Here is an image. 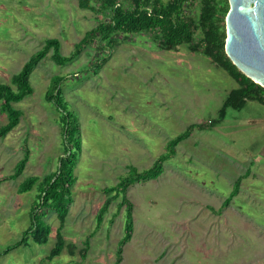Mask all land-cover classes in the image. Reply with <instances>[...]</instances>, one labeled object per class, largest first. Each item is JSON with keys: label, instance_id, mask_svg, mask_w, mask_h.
I'll list each match as a JSON object with an SVG mask.
<instances>
[{"label": "rangeland", "instance_id": "1", "mask_svg": "<svg viewBox=\"0 0 264 264\" xmlns=\"http://www.w3.org/2000/svg\"><path fill=\"white\" fill-rule=\"evenodd\" d=\"M198 13L199 0L192 10L193 16ZM100 20L105 18L80 8L78 0H0V84H11L48 39L59 40L61 54L70 56ZM200 38L198 31L196 42ZM97 45L63 65L53 61L50 50L31 75L33 94L13 104L23 115L0 139V264H117L125 207H119L120 198L112 202L97 229L107 197L103 190L116 186L129 166L150 169L189 126L211 121L178 145L158 179L129 187L134 232L120 264H264V105L249 101L242 110L229 108L218 121L238 85L201 49L182 45L163 51L152 34H121L114 53L96 70L106 54H98ZM54 77L77 118L82 151L63 229L76 251L72 256L66 248L50 261L59 226L52 210L44 219L51 227L47 243L30 239L7 250L31 226L37 201V188L20 194V184L56 172L65 155L60 112L46 101ZM7 122L0 109V128ZM27 150L24 173L10 179ZM247 172L239 194L221 210ZM87 239L90 249L83 259Z\"/></svg>", "mask_w": 264, "mask_h": 264}, {"label": "trees", "instance_id": "2", "mask_svg": "<svg viewBox=\"0 0 264 264\" xmlns=\"http://www.w3.org/2000/svg\"><path fill=\"white\" fill-rule=\"evenodd\" d=\"M80 8L89 9L104 17L100 23L75 45L70 56H63L60 51V41L48 39L44 47L33 54L23 65L19 73L12 77L11 84H0V109L8 117V122L0 128V139L5 138L21 121L22 112L15 109L13 104L20 103L34 92L31 75L39 63L44 60L50 50H53L52 59L63 65L74 60L87 47L97 45V53H106L104 58L96 61L95 69L106 63L118 46V35L128 37L133 34H152L157 41L158 48L163 51H174L182 45H187L194 52L199 49L210 58L219 68L226 71L233 78L238 87L230 91L222 108L219 111L218 121L226 118L229 108L242 110L249 101L264 105V88L244 75L228 58L225 51L226 43V16L229 12V0H199V13L192 14L194 4L198 0H78ZM94 3V6L92 5ZM201 38L196 42L197 32ZM60 78L54 77L46 93V101L53 103L60 112L62 133L67 143L64 157L60 159L56 172L43 178L31 176L22 182L18 193L24 194L37 188V201L31 208V226L24 232L22 239L14 247L26 246L31 239L36 244H45L51 233V227L45 222L47 213L56 212L59 226L57 229L56 245L48 255L52 261L59 257L67 248L70 255H74L76 246L68 245L63 236V229L73 202V189L77 183L75 170L78 158L82 151V138L76 116L70 112L62 99L59 89ZM209 123L194 124L185 132L170 140L166 145V152L159 156L154 165L147 170L139 171L134 166L128 167V172L114 187L105 188L107 196L97 216V229L102 225L104 215L115 200L121 199L120 208L125 207V235L118 248L117 264L122 261L124 246L131 241L134 232V205L127 196L131 185L139 181L156 180L164 171V163L176 155L179 144L190 138L195 129L203 130ZM16 165L15 172L10 179L20 177L29 161V151ZM249 172L240 176L234 185L230 196L224 201L221 210L228 207L241 188L243 179ZM90 249L89 239L85 242L82 258L86 259Z\"/></svg>", "mask_w": 264, "mask_h": 264}, {"label": "water", "instance_id": "3", "mask_svg": "<svg viewBox=\"0 0 264 264\" xmlns=\"http://www.w3.org/2000/svg\"><path fill=\"white\" fill-rule=\"evenodd\" d=\"M225 51L232 63L264 88V0H229Z\"/></svg>", "mask_w": 264, "mask_h": 264}]
</instances>
